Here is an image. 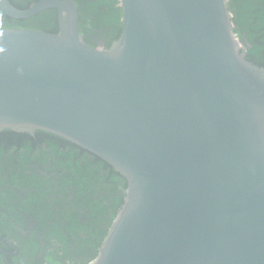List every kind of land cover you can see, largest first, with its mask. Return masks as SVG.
I'll list each match as a JSON object with an SVG mask.
<instances>
[{
    "label": "water",
    "instance_id": "95a60500",
    "mask_svg": "<svg viewBox=\"0 0 264 264\" xmlns=\"http://www.w3.org/2000/svg\"><path fill=\"white\" fill-rule=\"evenodd\" d=\"M88 45L74 0H38L57 31L0 28V132L43 131L98 156L124 197L86 264H264V68L228 0H118Z\"/></svg>",
    "mask_w": 264,
    "mask_h": 264
},
{
    "label": "trees",
    "instance_id": "16d2710c",
    "mask_svg": "<svg viewBox=\"0 0 264 264\" xmlns=\"http://www.w3.org/2000/svg\"><path fill=\"white\" fill-rule=\"evenodd\" d=\"M19 5L25 8L26 1ZM87 5L85 0L79 18ZM113 5V18L107 16L108 11L104 13L110 24L100 26L104 30L100 36L84 35L89 45L108 47L117 38L120 10L117 14ZM228 8L246 58L264 67V0H228ZM83 26L80 20L79 28ZM0 28L54 33L57 27L53 10H47L20 20L0 11ZM125 186L124 178L104 160L60 137L43 131L34 135L0 132V207L7 209L21 193L25 200L29 195V216L23 218L33 231L22 240L29 247L22 249L34 253L41 248L47 264H86L92 260L122 203ZM4 214L0 211L3 223ZM35 231H40L39 240Z\"/></svg>",
    "mask_w": 264,
    "mask_h": 264
},
{
    "label": "flooded vegetation",
    "instance_id": "af4514ba",
    "mask_svg": "<svg viewBox=\"0 0 264 264\" xmlns=\"http://www.w3.org/2000/svg\"><path fill=\"white\" fill-rule=\"evenodd\" d=\"M8 1L14 7H16L18 9H24V8L20 7V5H19L20 3L26 1V7H28L29 5H31L32 3H34L38 0H8ZM74 2L77 6L78 15H79V10L84 5L85 0L83 2H82V0H74ZM87 2L89 5H87L83 14L80 16V18H78V25H79L80 20H81V23L84 25L83 29L79 28V32H80L82 37H84V35L88 34L92 38H97L100 36V33H102L104 31L103 29L100 28V26L103 28L108 27L110 23L106 20L105 10L102 9L97 14H94V9L92 8L94 1L93 0H87ZM111 5H113L112 0H108L106 7L110 8L111 18H113ZM113 6H115V8L117 9L116 13L118 14V8H119L118 4L116 3ZM102 8H104V7H102ZM51 10H53V9H51ZM53 13H54V18H55V24L57 27L56 11L53 10ZM100 13H103V14L105 13V14L103 16H101ZM5 16H7V15H5ZM7 17H9V16H7ZM12 19H14V18H12ZM120 19H121V14H120ZM16 20H20V19H16ZM9 29H24V28H9ZM56 31H57V28H56ZM120 31H121V23H120ZM119 34H120V32H119ZM119 34H118V36H119ZM118 36H117V38H118ZM114 40L115 39H113L112 42H114ZM100 45H101V43H97L96 47H98ZM260 67H262V66H260ZM28 174H29V172H28ZM27 185H29V184L27 183ZM18 189L19 188H14L15 191H18ZM2 190L5 191L3 188H2ZM23 203L27 204V206L22 207L21 204H23ZM0 211L5 212V214L3 215V219L6 221L5 222L6 224L3 222H0V230L2 231V232L0 231V264H47L44 255H43V258L41 255V254L46 253V252H43L41 248H39L34 253H33L34 250L31 253V249H29L27 251L22 249V247H24V248L29 247V245L24 243L22 240L28 239L29 235L31 234V231H33L30 226H27V224L23 218V217L29 216V195H28V198L25 200L22 193L19 194L17 198H15V199L13 198L12 204L7 209L4 207H0ZM15 220L19 221V224L14 223L12 225V221H15ZM10 226H12V227H10ZM39 234H40V231H35V236L37 237V239H38ZM42 261H43V263H42Z\"/></svg>",
    "mask_w": 264,
    "mask_h": 264
},
{
    "label": "rangeland",
    "instance_id": "374dc122",
    "mask_svg": "<svg viewBox=\"0 0 264 264\" xmlns=\"http://www.w3.org/2000/svg\"><path fill=\"white\" fill-rule=\"evenodd\" d=\"M107 3H108V0H95L94 4H93L94 8L92 6V8L94 9V14H97L98 12H100L103 9V10H105V12L108 11L110 14H108L107 16L111 17L110 8L106 7ZM102 7H104V8H102Z\"/></svg>",
    "mask_w": 264,
    "mask_h": 264
},
{
    "label": "clouds",
    "instance_id": "9594fccd",
    "mask_svg": "<svg viewBox=\"0 0 264 264\" xmlns=\"http://www.w3.org/2000/svg\"><path fill=\"white\" fill-rule=\"evenodd\" d=\"M117 4H118V1H117Z\"/></svg>",
    "mask_w": 264,
    "mask_h": 264
}]
</instances>
